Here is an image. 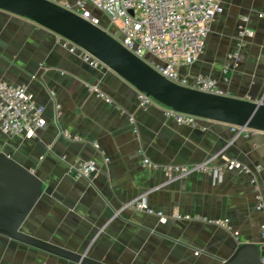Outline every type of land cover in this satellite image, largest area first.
Instances as JSON below:
<instances>
[{
  "label": "crops",
  "instance_id": "1",
  "mask_svg": "<svg viewBox=\"0 0 264 264\" xmlns=\"http://www.w3.org/2000/svg\"><path fill=\"white\" fill-rule=\"evenodd\" d=\"M54 1L65 6L78 0ZM223 7L202 54L178 72L210 77L228 96L264 103V0H223ZM92 11L107 24L101 11ZM242 18L251 32L243 43ZM232 53L238 61L228 57ZM0 82L25 86L44 107L38 137L0 129V153L42 183L26 233L103 264H221L239 245L264 249V206L258 208L257 198L264 193L263 132L245 137L206 119L197 127L179 124L160 103L144 109L139 92L118 74L90 66L63 47L57 34L2 10ZM144 159L159 168L144 165ZM78 160L95 163L90 178L73 177ZM230 161L250 171L231 169ZM204 162L220 168V177L203 171L170 176L162 169ZM140 196L164 219L125 207ZM175 212L191 219H175ZM199 217L228 219L231 230ZM0 264L73 263L0 236Z\"/></svg>",
  "mask_w": 264,
  "mask_h": 264
},
{
  "label": "built area",
  "instance_id": "2",
  "mask_svg": "<svg viewBox=\"0 0 264 264\" xmlns=\"http://www.w3.org/2000/svg\"><path fill=\"white\" fill-rule=\"evenodd\" d=\"M65 7L91 24L102 28L118 40L123 47L144 60L169 81L205 93L224 94L216 81L210 77L195 76L190 78L181 76L178 72L180 67L194 63L204 51L211 24L216 16L224 11L223 0H78L75 4L65 5ZM92 8L101 11L107 17V24H103L101 19L93 13ZM246 21L247 19L242 18L239 25L238 36L241 41L245 36L251 34L244 25ZM61 41L63 47L70 53L79 54L82 60L90 66L98 69L104 67V64L97 58L73 42L62 37ZM228 57L238 61L236 53L229 54ZM93 90L106 102H111L109 97L96 89ZM138 99L144 109L158 103L140 92ZM163 107L164 115L173 118L179 124L197 127L198 121L201 119L177 112L166 106ZM43 114L44 107L33 101L25 86H13L0 82V129L4 133L36 138L39 131L45 127ZM232 130L244 134L245 137L258 133V131L238 126H232ZM63 134L75 141L80 140L79 137H72L66 131ZM143 163L150 168H159L148 159H144ZM228 167L238 168L246 173L250 171L248 167L236 161H230ZM71 169L74 178L88 179L95 171L96 165L91 160H78ZM162 169L170 176L203 171L212 172L220 177L222 173L220 168H211L206 162L193 166L172 165L162 167ZM257 170H260V166L257 167ZM252 181L255 182V179L252 178ZM257 198L258 208L262 209L264 193L258 195ZM125 207L156 214L164 219L161 212H155L149 207L145 196L128 202ZM172 216L175 219H191L190 216H184L177 212ZM197 219L231 230L228 219L210 220L203 217ZM234 235L237 236V233ZM259 264H264V256Z\"/></svg>",
  "mask_w": 264,
  "mask_h": 264
},
{
  "label": "water",
  "instance_id": "3",
  "mask_svg": "<svg viewBox=\"0 0 264 264\" xmlns=\"http://www.w3.org/2000/svg\"><path fill=\"white\" fill-rule=\"evenodd\" d=\"M0 10L27 18L65 38L97 58L104 66L163 106L201 119L264 133V103L217 95L175 84L135 56L102 28L91 24L54 0H0ZM42 194L41 180L20 163L0 153V236L73 264H103L39 239L24 225ZM264 249L239 245L221 264H259Z\"/></svg>",
  "mask_w": 264,
  "mask_h": 264
}]
</instances>
